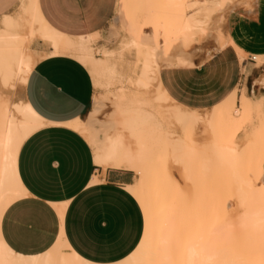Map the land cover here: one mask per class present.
Instances as JSON below:
<instances>
[{"label": "crops", "instance_id": "1", "mask_svg": "<svg viewBox=\"0 0 264 264\" xmlns=\"http://www.w3.org/2000/svg\"><path fill=\"white\" fill-rule=\"evenodd\" d=\"M3 1L0 0V18L11 15L1 11ZM147 1L137 0V5L141 7ZM163 2L165 19L164 23L156 22L155 36L161 33L159 29L169 30L171 24L180 27L183 21L178 26V20L187 16L181 3L175 9L177 0ZM115 3L116 0H37L39 12L50 27L73 38L88 36L91 47L93 39L102 36L113 19ZM245 9L227 16L231 42L224 48L211 51L207 57L199 53L183 56L184 64L159 69L161 87L176 104L208 110L233 91L238 100V92L244 90L249 77L244 74V61L264 55V0H255L252 9ZM133 40L153 46L143 39ZM42 45V40L31 44L30 50L39 58L25 83L14 91L21 98L17 102L27 103L47 124L29 135L18 149L15 169L25 195L3 212L0 237L13 253L37 256L47 251L62 231L68 247L86 262L117 263L133 252L143 230L139 204L125 189L134 185L133 169L126 165L97 167L89 142L64 126L72 120H83L89 113L93 80L78 60L69 55H45L52 49ZM4 105L8 104L0 103V108ZM151 126L152 122L146 129ZM130 134L138 136L143 132ZM95 178L98 182L92 183ZM60 206L64 207L61 218L55 210Z\"/></svg>", "mask_w": 264, "mask_h": 264}, {"label": "bare ground", "instance_id": "2", "mask_svg": "<svg viewBox=\"0 0 264 264\" xmlns=\"http://www.w3.org/2000/svg\"><path fill=\"white\" fill-rule=\"evenodd\" d=\"M230 1L232 0H205V2L209 5L208 7L213 11L210 15H208L211 17V21L209 19V22L216 24V27L214 29H211L210 27L208 28V24H206L207 19H199V17H197V13H192L184 18L180 27H175L172 24L169 25V35L167 33L166 36H163L162 32H158L157 37L159 38L160 36L163 41L159 45L156 44L157 46H147L133 39H129L127 44L124 43L126 44V46L129 45L128 48L133 47L134 52H136V50L138 52L141 50L140 53H142V55L139 54L142 56V59L139 63V73L137 74V77L134 76L136 78L134 79L135 86L143 91H147V93L150 88H155L154 92L152 90L153 94L151 101L149 102V107L152 111L144 110L142 108L136 107V105H134L135 108L134 106H132L133 108L130 109L129 106L128 108H126V106L124 109V113L128 115V117L125 118L120 124H127L128 126H138V124L140 123H145L146 126H149L150 122H152L153 126L155 125L156 127L152 130L148 129L147 131H145V133L143 132V135H138L134 148H131L130 150V147L125 145L124 137L121 134L112 137L104 136V134L108 130L114 127V122H100L96 119H92L89 122L85 123L83 120L76 119L64 124V126H66L67 128L76 131L81 135L84 132L92 130L94 135L92 136L91 144L96 150L104 148V151L102 153L96 152L93 155V161L97 167H106L109 165H126L132 168L138 174L142 171L147 172V182L145 186H137L135 182L134 185L125 187L126 191L129 192V194H131V196L137 201L141 209L143 218V230L141 238L136 248L133 250V252H131L129 256L114 264H146V262L152 258L148 246H144L142 248V242L145 240L146 207H152L156 214L158 229L157 243L161 242L162 236L164 238L168 236L171 227L174 224H181V220H179L178 218L179 216L177 217L179 213L176 215V217L174 216L172 218H167V211L165 210L166 207H163L160 204L162 188H167L168 185H173L175 187V190L181 189L180 183L178 182V180L171 176L170 168L167 164L158 163L157 160L159 158L154 159V162L144 164V161L146 159L144 157V154L146 152L145 141L148 140L146 139L145 141H143L144 137L159 142L160 140H162V138H167L162 142H170V147L168 148L169 155L171 156V159L175 161L176 168H180V171H183L182 173H184V175L186 176L185 181H189L191 171L190 166H192L190 165V158H192L194 154L195 146L199 145V142L195 138L197 132L202 130L200 129L201 125L210 132L217 126L231 125L233 127H236L237 129H240L242 127V122H244L251 113L259 114L260 112L262 114L261 116L263 117V121L254 132V142L255 144H257V150L260 149V151H257L258 153L256 151H253L257 154L254 153V156L251 157L249 165L250 169L255 173L256 184L264 185V151L261 152L260 147L261 145L262 147L264 145V95L261 94L257 97H249L245 93H242L237 100L238 105H236V91H233L220 103L214 105L210 109L209 113L205 115L200 114L197 110L184 108L176 104L167 95L158 80L159 69L163 66H171L173 65V63L181 60L178 57L179 55L183 53H199L206 55L204 51L207 52L206 48H209L212 42L209 38L214 39L215 36L207 37L203 45L197 46L188 44L187 41L190 42L191 40L189 36H191L192 38L193 33H195L198 34L197 36L201 35L202 37H205L204 35L207 36V34L211 31L214 32L216 30L215 32H218L217 30L219 29V26L221 24V14L219 12L223 7L231 6L232 8H234L237 6V1L236 3ZM201 2L202 4L205 3L203 1ZM195 4L197 3L194 1H190L187 4V8H194ZM215 9L216 11H214ZM206 10L208 11V9H205V11ZM208 15L207 17H209ZM23 25L26 28V32L24 35L20 32V28ZM224 26L229 28L226 24ZM223 28L224 27L222 26V29ZM208 30L210 31L208 32ZM171 33H174V36L170 35ZM110 34L111 33H109V37ZM113 34L115 33H112V35ZM216 36H219V38L221 37L220 34ZM202 37L201 39H198V43H200V40L203 41V39H205H202ZM34 38H38L50 45L52 50L45 55H69L70 57L78 60L86 67L87 63L93 61L91 60L92 50L90 37L79 36L73 38L58 32L57 30L50 27L40 14L37 0H19L17 11L15 13L0 18V90L7 89L13 91L17 86H21L25 83L27 75L36 62L35 56H37V53L28 49L27 46V43H29V41ZM187 38H189L190 40H187ZM219 38L215 37V39H217V42L220 40ZM226 40L229 41L228 38ZM220 42L221 43H218L215 48L221 49L224 46V43H222L223 40H221ZM212 44L214 43L212 42ZM105 56H107V54H105ZM157 57H161L160 62L157 61ZM239 57L242 58V53L239 55ZM137 58L138 57L136 54L135 59L137 60ZM255 59L256 57H253V60ZM107 64H100L101 69H97L98 67H96L95 70L100 71L98 73H95L96 76L97 74L101 75L102 72L108 74V76L110 75L111 78L116 75L115 68L112 65L109 66V64ZM104 77L106 78V75H104ZM258 85L261 88H264V81L258 83ZM122 90L123 88L117 91L118 93L113 96L114 101H116L114 102L115 108H118L120 105H128L127 101L129 98H127ZM130 101L138 104L140 100L132 98V100L130 99ZM98 104L101 107L105 105V103L103 105L102 101L101 103L98 102ZM94 109V112L98 111V108ZM163 115L168 119V124L175 125L177 128H179L180 134L177 135V137H171L172 133L166 130V127L163 126ZM46 124L47 123H45L37 114H35L29 107V105L25 102L19 101L11 103L9 105H4L0 108V219L3 212L10 203L25 195V191L18 181L15 169L18 149L29 135L45 126ZM104 142H106L105 146ZM237 145L238 143L234 141H232L227 146L218 145L216 158L219 161H227L230 167H233L235 164L236 155L238 153ZM177 159H179L181 162L177 163ZM97 182V178L93 179L92 181V183ZM260 189L263 190V188H258V190ZM250 190H255V188H250ZM253 200L259 202L263 201L264 198H262L261 195L257 194L256 196H253ZM221 203V212H223V215H227L229 200H227L226 198ZM63 209V206L55 207L59 218H61L63 215ZM249 217L251 219L247 222L245 221V223L248 224V228L246 224L245 227L247 228V230H249V235H247L246 237L248 238L249 236V238L251 237L252 239L257 234H260L258 232L261 231V224L262 221H264V210L258 208L256 210H252L249 213ZM185 220H183L182 218V223L187 222ZM227 223L225 224V226L227 228V231H230L232 229L230 228L232 227V225L230 224V226L229 223ZM186 224H188V222L184 225ZM188 236L191 237L190 234H188ZM188 236H186L187 238L185 239L180 259H187L190 262L193 259H200L201 251L198 240H194L192 239V237L189 238ZM258 237L260 236L258 235ZM258 237L256 238L258 239ZM257 239H253L251 241H256V244L258 243ZM255 244L252 245L259 246ZM258 251L259 250L257 249V252ZM0 264L92 263L86 262L85 260L78 257L68 247L63 232L60 231L54 244L47 251L37 256H21L19 254L13 253V251L7 248L0 237Z\"/></svg>", "mask_w": 264, "mask_h": 264}, {"label": "rangeland", "instance_id": "3", "mask_svg": "<svg viewBox=\"0 0 264 264\" xmlns=\"http://www.w3.org/2000/svg\"><path fill=\"white\" fill-rule=\"evenodd\" d=\"M189 1L192 2L194 1L197 3L195 4L194 8L188 9L185 6V3ZM201 1L205 2V0H177V3L175 4V9L176 8L179 9L178 7L181 3L183 5L182 10L184 11V15L197 13L198 14L197 17H199V19H204V18L207 19L206 24H208V28L210 27L211 29H214L216 27V24L209 22V19L211 21V17L209 15L213 11L208 7L209 5L206 2H205L206 4L205 3L202 4ZM230 2L236 3L237 6L234 8H232L231 6L228 7L226 6L223 7L222 10L219 12L221 14L220 15L221 24L219 26V29L217 30L218 32H215L216 30L215 31L213 30L214 32L212 31L209 32L210 30H208L209 33L207 32L208 34L206 33L207 36L204 35L205 37H202L201 35L197 36L198 34L193 33L192 38L191 36H189L191 40L187 38V40H190V42L187 41L189 45L197 46V45H203L207 37L215 36L216 38H219V36L216 35L220 34L221 37L219 38L220 40L218 42L216 41L217 39H215V37L214 39L209 38L210 41L216 44L214 45L211 42V46L209 48H206L207 52L204 51L206 55L200 54L201 57L208 56V54L212 53L211 52L212 49H213L212 51H214V49L216 50L217 48H215V46L218 45V43H221L220 42L221 40H223L222 43H224V46L222 48H224L227 44L231 42L229 37H224V36H228L227 31L229 28L224 26L225 24L228 25V21H229V19L227 18L228 15H230L232 12L236 11L239 8L252 9L255 5V0H232ZM18 3L19 0H4L3 1L4 8L1 11L9 12L13 14L17 11ZM163 4H164L163 0H148L145 4L139 7L137 5V0H116L115 14L113 19L109 22V25L106 28L104 34L102 36L96 37L92 41L91 60L93 61L87 63V67H86L89 73L91 74L94 91H93V99L89 113L87 114V116L83 118V121L87 123L92 119H96L100 122H114L113 123L114 127L106 132V137L107 136L112 137L118 134H122L124 135L125 143L130 144L131 147H135L137 136L136 135L131 136L130 132L145 133V131H147L148 129H146L145 123L138 124L137 128H134V130L130 129L127 124L125 125L120 124L121 122H123L125 118L128 117V115L124 113V109L126 106H127L126 108H128L129 106V108L132 109L133 108L132 106L136 105V107L142 108L144 110L152 111L149 107L150 104L149 102L151 101L152 94L155 91V88L153 87H152L153 89L150 88L147 93V91H143L135 86L134 79L136 78L134 76L137 77V74L139 73L140 70L139 63L142 59L141 56L142 53H140L141 50L139 52L136 50V52L138 53L134 52L133 47L128 48L129 45L126 46V44L128 40L131 38L136 40L143 39L149 45L157 46L156 44L158 45L161 44L163 40L162 38H160V36L159 38L155 36L156 35L155 30H157L158 28L156 26L157 21L164 23L163 20L165 19V16L163 14L164 13ZM205 9H208V11L207 10L205 11ZM214 11H216V9ZM207 15L209 17H207ZM183 20L184 17H182L181 20H178L177 25L179 26ZM207 22H209L210 24ZM222 26L224 27L223 28L224 30L222 29ZM20 30L19 31L24 35L26 32L25 26L23 25L20 28ZM159 30L162 32L163 36H166L167 33L169 35L168 29L165 30L159 29ZM109 33H111L110 37H109ZM112 33L115 34L112 35ZM170 35L174 36V33H171ZM201 37L202 39L203 38L205 39H203V41L200 40V43H198L199 42L198 39H201ZM227 38L229 41L226 40ZM37 40L40 39L34 38L31 41H29V43H27L28 49H30L31 44ZM42 43H43L42 45L43 47L45 48L50 47V45L47 42L42 41ZM106 51H111V53L105 56L103 52ZM237 52L239 54L240 51L237 50ZM135 53L137 54L138 58L140 57L139 60L138 58L137 60L135 59L136 58ZM183 54L178 56L179 59L181 60L175 62L176 64L173 63V65L184 64L183 56L189 57L194 55L193 53L192 54L183 53ZM253 57H256V59L250 60V58H248L244 61V65L246 66V68L244 69V74L246 75L248 73L249 77L247 84L243 85L244 90L238 92L239 95L240 93L241 94L245 93L249 97H253V96L257 97L261 94L264 95V88H261L258 85V83L264 81V79H262L264 78L263 76L264 55L261 56L255 55ZM35 58L37 60L39 58V55L37 54ZM243 58L244 57L242 55V58L240 59L243 60ZM160 59L161 57H157V61L160 62L161 61ZM107 63L109 64V66L112 65L115 68L116 75L111 78L110 75L108 76V74H105L101 71L102 76L98 74L96 76L95 73L100 72L98 70H95L96 67H98L97 69H101L100 64L102 65ZM104 75H106V78L104 77ZM16 88L15 90H17L19 87L17 89ZM121 88H123L122 90L123 93L127 96V98H129L127 101L128 105L125 106L120 105L118 108H115L114 102L116 101H114L113 96L116 95L118 93L117 91H119ZM13 91L7 89L0 90L1 105L3 104L9 105L11 103L17 102L18 100H21V98L17 94V91L14 92ZM132 98L133 99L136 98L140 101L138 102V104H135L134 102L130 101V99L132 100ZM101 101L103 105L105 103L103 107H101L98 104V102L101 103ZM236 105H238V101H236ZM94 108H98V111L94 112L93 111L95 110ZM197 111L200 114L206 115L209 113L210 109L197 110ZM261 115L262 114L260 112L259 114L251 113L249 117L244 122H242V127L240 129H237L236 127H233L231 125H227V126H217L213 128V130H211L210 132L207 131L206 128H204L201 125L200 129L202 130L197 132L195 138L199 142L198 143L199 145L195 146L194 154L192 158H190L191 161L189 160L191 162L190 165H192L190 166L191 171H190V180H189L191 182L185 181L186 176L184 175V173H182L183 171L182 170L180 171V168H176L175 161L171 159V156L169 155V151H168V148L170 147V142L168 141H164V143L162 142L167 138L165 139L162 138L160 142L150 140L149 138L146 137H144L143 139V141L148 139L145 141L146 152L144 154V157L146 159L144 161V164L145 163L149 164L151 162H154L153 161L154 159L159 158L157 160L158 163L167 164L168 167L170 168L171 176L176 180H178L181 186L180 187L181 189H176V190L174 189L175 187L173 185L171 186L168 185L167 188H162L161 191L162 199L160 198L161 203L160 201L159 203L161 204V206L166 207L165 210L167 211V218H172L174 216L176 217V215L179 213L177 217L179 216L178 218L179 220H181V224L184 225L185 223L188 222V224L183 226L184 229L187 231L186 232L187 236L188 234H190L192 239L198 240L197 238L200 235H204L205 237H211L214 240L230 242L231 244L238 246L240 250L245 253L247 258L250 257V260L256 262H258V260L260 259L259 251L257 252V249L259 250V246H253L252 244H255L256 241L252 242L251 240L257 239L256 237H258V235L260 236V234H257L252 239L251 237L249 238V236L247 238L246 236L249 235L248 233L249 230H247L248 224H246L245 221L247 222L251 219L249 217V213L252 210H256L257 208L264 210V200L259 202L253 200V196H256L257 194L261 195L262 198H264V185L256 184L255 173L250 169V165H249L250 159L252 156H254V153L260 151V149L257 150L258 148L257 144H255L254 142V132L256 131V128L259 127L263 121V117ZM163 126L166 127V130L172 133L171 137H177V135H179V134H175L179 128H177L175 125L168 124V119L164 115H163ZM155 128H156L155 125L153 127L152 126L150 127L151 130ZM82 135L87 140V142H89L90 147L93 150V153L102 152L101 149L96 150L91 144L92 136L94 135L92 130H89L88 132H84ZM232 141L238 143L237 145L238 153L236 155L234 166L230 167L227 161L225 160L219 161L216 158V153L218 150V145L227 146ZM154 144L156 147L154 146ZM205 145L207 147H205ZM260 147H261V152H263L264 145L263 147L262 145ZM105 168H110V167H104L103 169ZM132 171L134 173L133 182L134 183L136 182L135 184L137 186H145L147 182L146 179L147 172L142 171L138 174L136 171L134 170ZM250 188H255V190H250ZM258 188H263V190L262 189L258 190ZM185 197H190V206L186 205ZM226 198L227 200H229V205L227 207V215H223V212H221L222 209H220L222 208L221 202L224 201V199ZM182 218L183 220L186 219L185 221L187 222L182 223ZM227 222L229 223V225L230 224L232 225V227H230L232 228L230 231H227V228L225 226ZM245 224L247 228L245 227ZM258 233H260V231ZM259 238L260 237H258V239ZM258 239H257L258 243H256L255 245H259ZM248 250L251 253H249Z\"/></svg>", "mask_w": 264, "mask_h": 264}, {"label": "snow or ice", "instance_id": "4", "mask_svg": "<svg viewBox=\"0 0 264 264\" xmlns=\"http://www.w3.org/2000/svg\"><path fill=\"white\" fill-rule=\"evenodd\" d=\"M175 134H180V130L178 129ZM205 147L207 146L205 145ZM176 162L180 163L181 161L177 159ZM185 203L190 206V197H185ZM145 215V240L142 242V248L148 246L152 256L146 264H264V221L261 224L259 238L260 259L258 262L247 258L238 246L230 242L214 240L204 235H200L197 238L201 258L193 259L189 262L187 259H180L187 236L183 225L174 224L168 236L166 238L162 236L161 242L157 243V218L152 207L145 208Z\"/></svg>", "mask_w": 264, "mask_h": 264}, {"label": "built area", "instance_id": "5", "mask_svg": "<svg viewBox=\"0 0 264 264\" xmlns=\"http://www.w3.org/2000/svg\"><path fill=\"white\" fill-rule=\"evenodd\" d=\"M250 60H253V57H251Z\"/></svg>", "mask_w": 264, "mask_h": 264}]
</instances>
